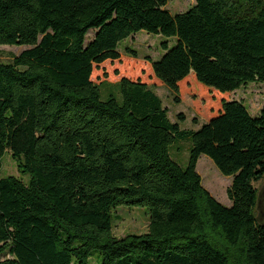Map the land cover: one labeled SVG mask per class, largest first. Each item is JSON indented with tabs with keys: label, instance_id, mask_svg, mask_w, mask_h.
Returning a JSON list of instances; mask_svg holds the SVG:
<instances>
[{
	"label": "trees",
	"instance_id": "obj_1",
	"mask_svg": "<svg viewBox=\"0 0 264 264\" xmlns=\"http://www.w3.org/2000/svg\"><path fill=\"white\" fill-rule=\"evenodd\" d=\"M167 2L0 0V46L29 47L0 63V168L9 150L28 176L0 177V264H87L93 251L100 264H264V192L253 185L264 178V105L252 116L227 99L264 84V0H195L175 15ZM141 30L175 38L144 62L175 103L188 95L207 116L198 129L172 123L140 76L92 79ZM106 82L118 97L101 99ZM186 139L183 168L169 150ZM201 155L232 177L230 207L202 186ZM120 205L147 208L148 230L115 237Z\"/></svg>",
	"mask_w": 264,
	"mask_h": 264
},
{
	"label": "rangeland",
	"instance_id": "obj_2",
	"mask_svg": "<svg viewBox=\"0 0 264 264\" xmlns=\"http://www.w3.org/2000/svg\"><path fill=\"white\" fill-rule=\"evenodd\" d=\"M195 5V0H168L164 7L172 15L182 13ZM95 30L88 32L85 38V44H88ZM168 41L169 46L175 44V38H166L161 34H152L144 30L132 34L130 37L122 40L118 45L123 60L120 65L115 62L112 64L106 63L103 67L94 71L92 79L98 83L106 77L107 82H115L119 76L127 75L132 78L140 76L141 79L148 82L151 89L162 101L163 107L167 109V117L172 123H178L180 128L196 130L208 118L205 114H197L193 107V102L190 96L183 94L182 101L175 103L173 93L163 84L152 83V74L149 64L144 62L145 58L152 61H158L165 51L161 48V43ZM26 46L3 45L0 46V63H11L14 56L19 55L22 51L28 49ZM128 49L134 50L138 54V59L142 63L136 67L131 58L126 57ZM137 63V62H136ZM136 68V72L132 71ZM143 70H140V69ZM103 83L101 89V99L105 100L109 93L119 96L117 87L112 83ZM201 85L200 83H198ZM203 88L204 86L201 85ZM192 87V85H190ZM196 86L193 91L200 92L205 95L204 89ZM227 99L241 101L249 114L257 116L260 109L264 105V84L260 82H249L242 85L240 88L229 93ZM182 114L184 119L178 120V115ZM195 119L197 122H194ZM190 141L188 139L175 142L169 150L171 158L181 167H185L188 162ZM209 157L201 155L197 161L196 171L201 177L202 186L217 200L226 207L231 206V201L227 197L226 190L230 187L232 177L222 175L215 167ZM14 176L19 180L27 183L28 176L22 174L18 170L17 163L12 159L11 152L6 150L1 158L0 177ZM258 192L264 189V178L253 183ZM112 233L115 237L121 238L129 234H142L148 230L149 213L145 207L125 206L120 205L112 209ZM6 256V255H5ZM87 264H100L99 252L93 251L88 259Z\"/></svg>",
	"mask_w": 264,
	"mask_h": 264
},
{
	"label": "water",
	"instance_id": "obj_3",
	"mask_svg": "<svg viewBox=\"0 0 264 264\" xmlns=\"http://www.w3.org/2000/svg\"><path fill=\"white\" fill-rule=\"evenodd\" d=\"M263 192H264V189H263V191L260 192V197L263 195ZM259 202L261 203V198H260Z\"/></svg>",
	"mask_w": 264,
	"mask_h": 264
},
{
	"label": "crops",
	"instance_id": "obj_4",
	"mask_svg": "<svg viewBox=\"0 0 264 264\" xmlns=\"http://www.w3.org/2000/svg\"><path fill=\"white\" fill-rule=\"evenodd\" d=\"M188 96V95H187ZM183 98V97H182ZM182 98H181V101H182Z\"/></svg>",
	"mask_w": 264,
	"mask_h": 264
}]
</instances>
